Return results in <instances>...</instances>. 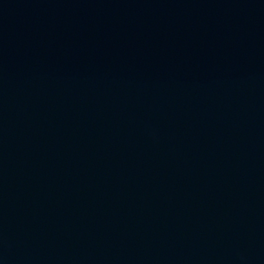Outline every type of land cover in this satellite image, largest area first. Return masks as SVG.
Segmentation results:
<instances>
[{
	"label": "water",
	"instance_id": "water-1",
	"mask_svg": "<svg viewBox=\"0 0 264 264\" xmlns=\"http://www.w3.org/2000/svg\"><path fill=\"white\" fill-rule=\"evenodd\" d=\"M0 264H264V0H0Z\"/></svg>",
	"mask_w": 264,
	"mask_h": 264
}]
</instances>
